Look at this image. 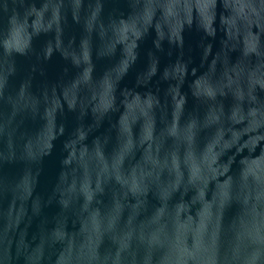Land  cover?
I'll return each instance as SVG.
<instances>
[{
    "label": "water",
    "instance_id": "95a60500",
    "mask_svg": "<svg viewBox=\"0 0 264 264\" xmlns=\"http://www.w3.org/2000/svg\"><path fill=\"white\" fill-rule=\"evenodd\" d=\"M0 264H264V0H0Z\"/></svg>",
    "mask_w": 264,
    "mask_h": 264
}]
</instances>
